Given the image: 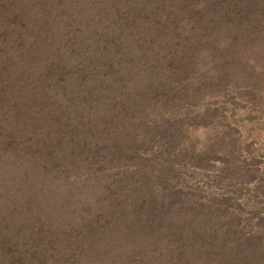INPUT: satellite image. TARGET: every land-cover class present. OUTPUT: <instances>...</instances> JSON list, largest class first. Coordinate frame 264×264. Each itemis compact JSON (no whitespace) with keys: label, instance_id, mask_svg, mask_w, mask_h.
<instances>
[{"label":"rangeland","instance_id":"rangeland-1","mask_svg":"<svg viewBox=\"0 0 264 264\" xmlns=\"http://www.w3.org/2000/svg\"><path fill=\"white\" fill-rule=\"evenodd\" d=\"M0 264H264V0H0Z\"/></svg>","mask_w":264,"mask_h":264},{"label":"trees","instance_id":"trees-1","mask_svg":"<svg viewBox=\"0 0 264 264\" xmlns=\"http://www.w3.org/2000/svg\"><path fill=\"white\" fill-rule=\"evenodd\" d=\"M260 2H261V4H262L263 1H260Z\"/></svg>","mask_w":264,"mask_h":264}]
</instances>
